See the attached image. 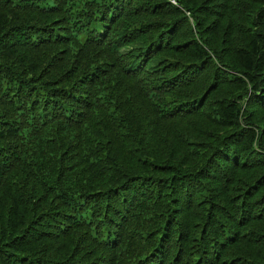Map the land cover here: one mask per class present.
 <instances>
[{"label": "trees", "instance_id": "trees-1", "mask_svg": "<svg viewBox=\"0 0 264 264\" xmlns=\"http://www.w3.org/2000/svg\"><path fill=\"white\" fill-rule=\"evenodd\" d=\"M0 264H264V0H0Z\"/></svg>", "mask_w": 264, "mask_h": 264}]
</instances>
